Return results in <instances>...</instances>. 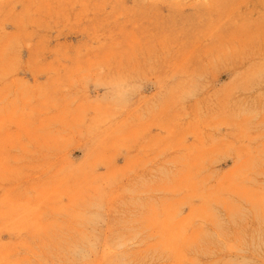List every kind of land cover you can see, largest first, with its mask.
Here are the masks:
<instances>
[{
  "label": "rangeland",
  "instance_id": "1",
  "mask_svg": "<svg viewBox=\"0 0 264 264\" xmlns=\"http://www.w3.org/2000/svg\"><path fill=\"white\" fill-rule=\"evenodd\" d=\"M0 264H264V0H0Z\"/></svg>",
  "mask_w": 264,
  "mask_h": 264
}]
</instances>
